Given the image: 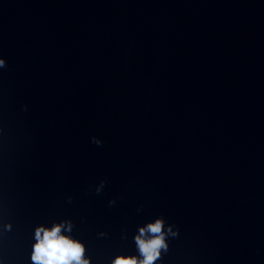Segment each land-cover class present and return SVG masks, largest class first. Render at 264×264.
<instances>
[{
  "label": "water",
  "instance_id": "obj_1",
  "mask_svg": "<svg viewBox=\"0 0 264 264\" xmlns=\"http://www.w3.org/2000/svg\"><path fill=\"white\" fill-rule=\"evenodd\" d=\"M0 59V264H264V0H0Z\"/></svg>",
  "mask_w": 264,
  "mask_h": 264
},
{
  "label": "clouds",
  "instance_id": "obj_2",
  "mask_svg": "<svg viewBox=\"0 0 264 264\" xmlns=\"http://www.w3.org/2000/svg\"><path fill=\"white\" fill-rule=\"evenodd\" d=\"M5 66V61L0 59V68ZM92 143L99 147L103 142L92 137ZM105 183L103 180L100 181L96 187L97 194L103 190ZM109 203L114 204L115 201ZM72 227L70 220L54 222L51 226L38 225L34 230L35 243L31 254L32 264H89V260L85 256L84 245L65 234L70 233ZM169 235L174 236L176 233L173 232L170 225L165 230L162 218H157L154 222L139 227L134 236L139 255H118L112 260V264H155L161 256V251H167L166 236Z\"/></svg>",
  "mask_w": 264,
  "mask_h": 264
}]
</instances>
